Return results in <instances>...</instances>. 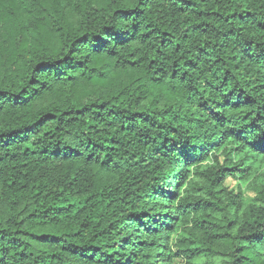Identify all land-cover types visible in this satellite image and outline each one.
Instances as JSON below:
<instances>
[{"label":"trees","instance_id":"obj_1","mask_svg":"<svg viewBox=\"0 0 264 264\" xmlns=\"http://www.w3.org/2000/svg\"><path fill=\"white\" fill-rule=\"evenodd\" d=\"M258 161L264 0H0V264H264Z\"/></svg>","mask_w":264,"mask_h":264},{"label":"rangeland","instance_id":"obj_2","mask_svg":"<svg viewBox=\"0 0 264 264\" xmlns=\"http://www.w3.org/2000/svg\"><path fill=\"white\" fill-rule=\"evenodd\" d=\"M264 165L262 162L258 161L256 163L254 176L252 178H248V183L244 181L237 180L235 178H229L226 182V187L229 191H234L235 193H238L239 191H243L244 198L247 203L251 204L254 202L256 194L253 192V185L254 182L259 181L258 179V171L260 168H262ZM176 235H173L175 237ZM174 264H181V260H175Z\"/></svg>","mask_w":264,"mask_h":264}]
</instances>
